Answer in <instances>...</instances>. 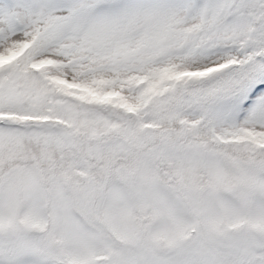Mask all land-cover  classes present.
Returning a JSON list of instances; mask_svg holds the SVG:
<instances>
[{
	"label": "snow or ice",
	"instance_id": "snow-or-ice-1",
	"mask_svg": "<svg viewBox=\"0 0 264 264\" xmlns=\"http://www.w3.org/2000/svg\"><path fill=\"white\" fill-rule=\"evenodd\" d=\"M0 264H264V0H0Z\"/></svg>",
	"mask_w": 264,
	"mask_h": 264
}]
</instances>
